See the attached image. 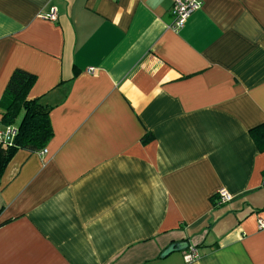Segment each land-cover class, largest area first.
I'll return each mask as SVG.
<instances>
[{
	"label": "crops",
	"instance_id": "crops-1",
	"mask_svg": "<svg viewBox=\"0 0 264 264\" xmlns=\"http://www.w3.org/2000/svg\"><path fill=\"white\" fill-rule=\"evenodd\" d=\"M199 1L0 0V101L34 75L54 131L2 176L0 264H264V0Z\"/></svg>",
	"mask_w": 264,
	"mask_h": 264
},
{
	"label": "trees",
	"instance_id": "trees-1",
	"mask_svg": "<svg viewBox=\"0 0 264 264\" xmlns=\"http://www.w3.org/2000/svg\"><path fill=\"white\" fill-rule=\"evenodd\" d=\"M36 80L34 75L16 69L0 101V127L13 126L17 129L11 143L0 141V186L6 168L19 150L39 153L48 146L54 136L50 119L52 107L41 98L29 97ZM252 136L258 150L264 152V124L254 129ZM152 140L153 136L149 134L142 139V143L148 144Z\"/></svg>",
	"mask_w": 264,
	"mask_h": 264
},
{
	"label": "built area",
	"instance_id": "built-area-1",
	"mask_svg": "<svg viewBox=\"0 0 264 264\" xmlns=\"http://www.w3.org/2000/svg\"><path fill=\"white\" fill-rule=\"evenodd\" d=\"M172 23L170 24V28L179 32L182 30L188 19L191 15L199 10L202 7V2L199 0H172ZM57 17L56 9H52L49 14L45 15V18L51 21H55ZM17 134V129L13 126L1 128L0 127V141H5L11 143L15 135ZM48 150L45 148L40 153L41 155H46ZM218 204L223 205L232 201L233 196L225 189H221L218 193ZM260 228H264V223L260 220L259 223ZM197 257V252L194 249H190V251L185 255V259L187 261H191Z\"/></svg>",
	"mask_w": 264,
	"mask_h": 264
},
{
	"label": "water",
	"instance_id": "water-1",
	"mask_svg": "<svg viewBox=\"0 0 264 264\" xmlns=\"http://www.w3.org/2000/svg\"><path fill=\"white\" fill-rule=\"evenodd\" d=\"M187 248V244L186 243H175V244H172L170 247H168L164 253L162 254L163 257L169 255L170 253L172 252H175V251H181V250H184Z\"/></svg>",
	"mask_w": 264,
	"mask_h": 264
}]
</instances>
